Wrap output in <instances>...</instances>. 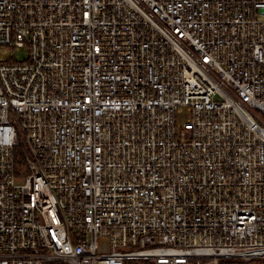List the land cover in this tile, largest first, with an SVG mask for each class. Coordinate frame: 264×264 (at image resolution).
<instances>
[{
	"label": "built area",
	"instance_id": "obj_1",
	"mask_svg": "<svg viewBox=\"0 0 264 264\" xmlns=\"http://www.w3.org/2000/svg\"><path fill=\"white\" fill-rule=\"evenodd\" d=\"M0 47V264H264V0H0Z\"/></svg>",
	"mask_w": 264,
	"mask_h": 264
},
{
	"label": "rangeland",
	"instance_id": "obj_2",
	"mask_svg": "<svg viewBox=\"0 0 264 264\" xmlns=\"http://www.w3.org/2000/svg\"><path fill=\"white\" fill-rule=\"evenodd\" d=\"M27 55V50L25 48H21L20 50L16 51L9 47H0V58L4 60L14 59L23 61L27 58ZM188 116V113L184 112L182 115L177 117V121L179 123H183L188 118Z\"/></svg>",
	"mask_w": 264,
	"mask_h": 264
},
{
	"label": "trees",
	"instance_id": "obj_3",
	"mask_svg": "<svg viewBox=\"0 0 264 264\" xmlns=\"http://www.w3.org/2000/svg\"><path fill=\"white\" fill-rule=\"evenodd\" d=\"M17 152H21V148H18Z\"/></svg>",
	"mask_w": 264,
	"mask_h": 264
},
{
	"label": "bare ground",
	"instance_id": "obj_4",
	"mask_svg": "<svg viewBox=\"0 0 264 264\" xmlns=\"http://www.w3.org/2000/svg\"><path fill=\"white\" fill-rule=\"evenodd\" d=\"M2 49V48H1ZM18 150V149H17Z\"/></svg>",
	"mask_w": 264,
	"mask_h": 264
}]
</instances>
